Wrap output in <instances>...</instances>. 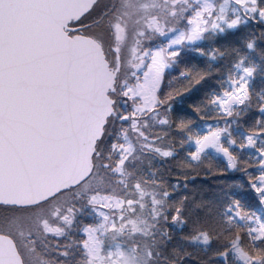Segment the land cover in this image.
Returning a JSON list of instances; mask_svg holds the SVG:
<instances>
[{
    "label": "snow or ice",
    "instance_id": "obj_1",
    "mask_svg": "<svg viewBox=\"0 0 264 264\" xmlns=\"http://www.w3.org/2000/svg\"><path fill=\"white\" fill-rule=\"evenodd\" d=\"M82 120L83 175L0 197L41 210L52 264H264V0H0V190Z\"/></svg>",
    "mask_w": 264,
    "mask_h": 264
},
{
    "label": "water",
    "instance_id": "obj_2",
    "mask_svg": "<svg viewBox=\"0 0 264 264\" xmlns=\"http://www.w3.org/2000/svg\"><path fill=\"white\" fill-rule=\"evenodd\" d=\"M86 3H66L50 13L66 19L73 13L86 8ZM80 53V62L87 73L86 85L94 89L103 80L106 66L100 45L90 39L74 42ZM87 127L86 121H78L74 133L58 150L50 154L43 163L31 161L24 171L14 174L7 185L0 190V197L19 202H30L51 195L58 187L78 179L86 168L82 166V139ZM0 264H22L13 241L0 234Z\"/></svg>",
    "mask_w": 264,
    "mask_h": 264
},
{
    "label": "rangeland",
    "instance_id": "obj_3",
    "mask_svg": "<svg viewBox=\"0 0 264 264\" xmlns=\"http://www.w3.org/2000/svg\"><path fill=\"white\" fill-rule=\"evenodd\" d=\"M134 3V0H129V6ZM72 193H66L64 197L58 198L53 204L65 199H70ZM53 205H47L46 208H51ZM43 215H47V212H43ZM41 218V210H37L31 215V218L24 214H9L0 218V230L6 231V234L13 236L16 239L19 253L25 258V264H52L51 258L47 255V252L54 246L53 240H47L50 242L49 247H45V240L43 236V228L39 221ZM35 231L39 237L37 244L39 246L38 252H32L31 241L28 238V233ZM4 234L5 236H7ZM142 264V262H138Z\"/></svg>",
    "mask_w": 264,
    "mask_h": 264
},
{
    "label": "flooded vegetation",
    "instance_id": "obj_4",
    "mask_svg": "<svg viewBox=\"0 0 264 264\" xmlns=\"http://www.w3.org/2000/svg\"><path fill=\"white\" fill-rule=\"evenodd\" d=\"M5 232L6 231L0 230V233H2V234H6ZM6 235L10 236L15 241V244L17 246L16 239L13 236L9 235V234H6ZM17 248H18V246H17ZM21 258H23V264H25V258L22 255H21Z\"/></svg>",
    "mask_w": 264,
    "mask_h": 264
},
{
    "label": "trees",
    "instance_id": "obj_5",
    "mask_svg": "<svg viewBox=\"0 0 264 264\" xmlns=\"http://www.w3.org/2000/svg\"><path fill=\"white\" fill-rule=\"evenodd\" d=\"M44 242H45V245H44V246H45V247H49V245H50V242H49V241H47V240H45Z\"/></svg>",
    "mask_w": 264,
    "mask_h": 264
},
{
    "label": "bare ground",
    "instance_id": "obj_6",
    "mask_svg": "<svg viewBox=\"0 0 264 264\" xmlns=\"http://www.w3.org/2000/svg\"><path fill=\"white\" fill-rule=\"evenodd\" d=\"M1 235H3V234H1Z\"/></svg>",
    "mask_w": 264,
    "mask_h": 264
}]
</instances>
